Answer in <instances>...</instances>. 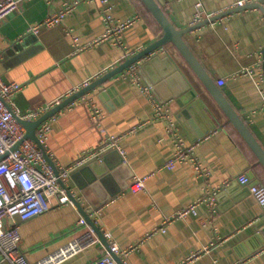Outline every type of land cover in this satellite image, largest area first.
<instances>
[{
  "label": "crops",
  "instance_id": "obj_1",
  "mask_svg": "<svg viewBox=\"0 0 264 264\" xmlns=\"http://www.w3.org/2000/svg\"><path fill=\"white\" fill-rule=\"evenodd\" d=\"M67 1L71 0L29 1L21 11L0 20V75L25 84L15 97L22 113L48 105L52 108L87 80L101 77L163 34L143 0H85L61 23L31 30ZM159 1L174 25L186 28L195 23L198 1L205 13L217 14L239 0ZM108 5L115 20L134 19L122 31L123 44L108 39L75 52L70 31L84 45L101 36L106 31L102 9ZM185 41L264 146L263 95L257 85L260 82L264 87L261 8H246L209 21L189 31ZM155 56V64L143 69ZM173 62L178 70H173ZM161 71L166 80L162 78L165 83L155 90L149 79L159 77ZM137 74L138 79L126 69L53 115L47 149L62 164L98 147L108 134L123 135L147 121L121 141L125 155L116 149L104 155L106 161L101 165L105 168L99 169L107 168L105 175L98 177V171L86 165L75 170L67 183L72 194L89 213L99 209L93 218L101 230L109 231L121 250H128L117 254L124 264H264V232L259 225L264 207L236 180L247 172L264 182V165L173 43L138 60ZM219 79L225 84L220 86ZM188 83L193 88L188 89ZM143 85L151 87L152 96L175 121V130L186 143L197 142L196 155L207 176L200 175L190 162L178 163L173 169L164 167L175 150L172 134L167 119L152 120L155 104ZM92 100L104 110L101 125L92 115ZM122 156L126 166L119 163ZM141 176L147 177L146 188L129 189L133 178ZM93 182L98 185L89 195L102 202L97 207L81 189L90 188ZM208 184L219 189L216 211L200 202L194 214L178 215L205 195ZM80 217L77 205L68 204L29 219L6 221L19 224L21 249L30 262H36L89 230L77 226ZM162 226L164 230L155 232ZM104 247V243L91 245L59 264H88Z\"/></svg>",
  "mask_w": 264,
  "mask_h": 264
},
{
  "label": "built area",
  "instance_id": "obj_2",
  "mask_svg": "<svg viewBox=\"0 0 264 264\" xmlns=\"http://www.w3.org/2000/svg\"><path fill=\"white\" fill-rule=\"evenodd\" d=\"M33 0H0V20L21 11L26 2ZM108 2L109 0H103ZM247 1L255 0H239L235 5L243 4ZM85 0L67 1L64 6L56 12L51 13L41 21L35 23L32 31H40V27H50L51 25L59 24L67 16L69 11L73 10L79 3ZM195 23L202 21L203 17H211L213 13H205L202 1L196 3ZM111 6L108 5L102 9L106 31L98 38L89 43L80 44L79 36L73 34L75 52L82 51L86 47L103 42V40L112 39L116 44L122 45V31L125 27L132 24L134 19L117 21L111 13ZM127 53L126 55H128ZM128 72H131L138 79L137 74L138 62L131 65ZM91 81L87 80L83 85L77 87L75 91L87 86ZM220 86L225 84V80L219 79ZM23 82L8 81L0 75V264H59L68 258L74 256L83 249L91 245H101L102 240L96 234L94 228L89 225L86 218L80 217L77 226H87L89 229L83 235L74 238L73 241L59 247L55 252L50 253L46 257L41 258L36 262H30L24 250L21 249V233L17 222L8 223L7 219L19 218L20 220L29 219L39 214L45 213L57 206L76 203L71 199L67 183L72 176V173L81 167L88 165L93 160H102L104 155L113 149H116L125 155L126 150L122 148L121 141L128 134L136 132L144 122L132 127L123 135L108 134L106 139L98 146L89 148L76 159L68 164H62L52 157L51 152L47 149V142L50 131L52 129L53 118L43 121L37 128V134L40 143L45 151L53 159L56 168L46 158L45 151L40 147L39 143L26 138V128L20 122L18 117L27 119H36L44 112L50 109V105L36 109V111H28L25 113L18 111L15 97L18 92L24 87ZM260 93L263 95L264 108V87L257 83ZM143 91L150 96L155 104V116L157 118H165L168 120L167 130L172 134V141L175 147L174 154L163 165L166 168L173 169L178 163H193L196 166L197 172L202 176H207L206 168L199 162L196 155V143L187 144L184 138L177 130H175V121L172 117L164 112L162 104L155 100L152 96L150 86L143 85ZM58 100L55 104L60 103ZM75 102V101H74ZM91 112L98 125L102 124L105 117L103 108L99 107L95 101H91ZM19 144L17 147H15ZM125 161V159H124ZM146 176L134 177L129 184V189L132 191H141L146 188ZM236 180L247 186L250 193L256 197L261 206L264 207V182L255 179L249 173L240 174ZM216 187L211 188L209 184L205 188V195L200 197L189 207L183 209L178 215L183 216L188 213H195L196 206L200 202L209 204L213 212L217 209V193ZM71 192V190H70ZM99 209L94 208L90 215L97 214ZM169 221V220H167ZM97 222V221H96ZM206 224V222H205ZM162 226L156 229L155 232L164 230ZM106 238L110 239L109 247L103 248L101 254L88 264H120L114 254L128 253V250H121L117 243L112 239L111 233H104ZM264 253V249H263ZM238 264V263H235Z\"/></svg>",
  "mask_w": 264,
  "mask_h": 264
},
{
  "label": "water",
  "instance_id": "obj_3",
  "mask_svg": "<svg viewBox=\"0 0 264 264\" xmlns=\"http://www.w3.org/2000/svg\"><path fill=\"white\" fill-rule=\"evenodd\" d=\"M145 5L148 7V9L155 15L156 19L158 20L160 26L163 28V34L159 38H157L153 43L148 45L147 47L143 48L142 50L138 51V53L127 57L125 60L121 61V64L114 67L113 69L107 71L102 75L101 77L95 79L92 81L90 84L87 86L73 92L70 94V96L64 98L60 103L55 104L52 108L44 112L40 117L36 119H27L23 117H18L20 122L25 126L26 128V138H30L36 142L39 143L40 147L45 151L43 145L39 141V137L37 134V128L38 126L45 120L50 119L55 115L57 112L62 110L63 108L67 107L70 105L71 102L79 99L80 97L84 96L87 94L88 91L91 89H94L102 84L104 82L108 81L110 78L114 77L117 74H120L122 71H125L127 68H129L131 65L135 64L138 62V60L145 58L147 56H150L153 54L157 49L160 47L168 44V43H173L178 51L180 52L181 56L183 59L191 66L192 70L195 72L196 76L203 82V84L209 89L210 93L214 96L216 102L218 103L220 109L226 113L228 116V119L232 124L235 126V128L238 129L242 137L246 140L248 145L252 148L254 153L256 154L258 161L264 165V146L260 145L258 140L256 139L254 133L252 132L251 128L247 125L245 119L241 116V114L234 108L233 104L229 100V98L224 95L219 86L216 84L215 80L213 77H211L208 72L206 71L204 65L202 64L201 60L197 58L193 50L191 49L190 45L186 43L185 41V35L189 33V31L201 27L202 25H205L209 21H214L216 19L222 18L225 15L231 14L238 12L242 9L246 8H252V7H259L261 10L264 12V2L260 0H255V1H247L243 4L240 5H235L232 8H229L227 10H224L221 13H217L212 15L211 17H206V19L199 21L194 24H190L189 27L186 28H178L174 25L172 20L169 19L168 15L166 14L165 10L162 9V6L160 4L159 0H143ZM156 56L153 58H150L146 63L142 65L143 69H146L148 65H153L155 64ZM174 63V62H173ZM178 65L174 63L173 65V70H178ZM166 74L164 72H160V76L156 78H151L149 79L150 84H155L154 88L155 90H158L161 84H164L165 82L162 80V78H165ZM166 80V78H165ZM168 82V80H167ZM188 89L193 88L191 84L188 83ZM106 93V92H105ZM104 93V94H105ZM19 144H17L15 147H17ZM46 158L48 161L53 165L54 168H56L53 159L48 155V153L45 151ZM107 157V156H106ZM106 157H104L103 163H99L98 160H93L89 162L88 165H86L87 169L89 168H95L97 170V176L102 177L107 173V168L100 170L99 168H102L105 166L101 165L104 164L106 161ZM124 161V157H120L119 163L122 166H126V162ZM58 171V168H56ZM90 170V169H89ZM100 170V171H99ZM95 177V176H92ZM95 179V178H94ZM93 179V180H94ZM91 180V181H93ZM93 185L88 188L84 189V186H81V189L83 190V193L89 201H92L93 206L97 207L102 204L100 201H94L91 196L89 195V191L98 185V182H93ZM129 183L126 182V184L123 186L127 187ZM121 190L119 189L117 192L114 193V195ZM70 197L71 199L76 203L81 215L86 218L88 221L89 225L92 226L96 232V234L100 237L102 242L109 247V241L104 235V232L101 230V227L98 225L96 220L90 215V213L87 211V209L84 207V205L81 203V201L78 199L74 193L70 192ZM259 225L263 228L261 231L264 232V219L259 223ZM116 259L119 261L120 264H124L122 261L121 257L118 256L117 254H114Z\"/></svg>",
  "mask_w": 264,
  "mask_h": 264
}]
</instances>
